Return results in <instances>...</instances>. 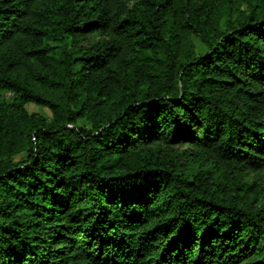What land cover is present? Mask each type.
Instances as JSON below:
<instances>
[{"label": "trees", "instance_id": "16d2710c", "mask_svg": "<svg viewBox=\"0 0 264 264\" xmlns=\"http://www.w3.org/2000/svg\"><path fill=\"white\" fill-rule=\"evenodd\" d=\"M0 264H264V0H0Z\"/></svg>", "mask_w": 264, "mask_h": 264}, {"label": "rangeland", "instance_id": "374dc122", "mask_svg": "<svg viewBox=\"0 0 264 264\" xmlns=\"http://www.w3.org/2000/svg\"><path fill=\"white\" fill-rule=\"evenodd\" d=\"M7 96H10V95L7 94ZM27 108L31 113L37 112V113H40L41 115L46 116L48 119L52 118L51 111L46 107H38L37 105L32 103V104H28Z\"/></svg>", "mask_w": 264, "mask_h": 264}]
</instances>
